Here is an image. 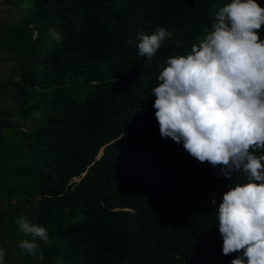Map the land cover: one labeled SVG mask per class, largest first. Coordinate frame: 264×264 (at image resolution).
Returning a JSON list of instances; mask_svg holds the SVG:
<instances>
[{"label": "trees", "instance_id": "trees-1", "mask_svg": "<svg viewBox=\"0 0 264 264\" xmlns=\"http://www.w3.org/2000/svg\"><path fill=\"white\" fill-rule=\"evenodd\" d=\"M4 3L19 18L0 25V63L15 65L0 92V220L27 215L49 235L35 255L18 243L24 264H231L242 253L223 254L216 210L247 178L217 177L162 137L152 95L158 65L187 55L231 0ZM158 26L173 35L148 62L137 33Z\"/></svg>", "mask_w": 264, "mask_h": 264}, {"label": "clouds", "instance_id": "clouds-1", "mask_svg": "<svg viewBox=\"0 0 264 264\" xmlns=\"http://www.w3.org/2000/svg\"><path fill=\"white\" fill-rule=\"evenodd\" d=\"M264 7L257 0H231L215 12L212 31L187 55L171 56L158 65L153 107L160 134L199 162L219 166L232 179L242 170L246 183L223 194L216 215L223 254L242 253L231 264H264ZM51 35L63 37L56 29ZM173 33L158 26L149 35L137 33L138 53L151 62ZM132 43V41H128ZM213 204L216 200L213 197ZM15 224L30 239L19 242L35 255L39 241L49 242L47 228L21 215ZM0 247V264H5Z\"/></svg>", "mask_w": 264, "mask_h": 264}, {"label": "rangeland", "instance_id": "rangeland-1", "mask_svg": "<svg viewBox=\"0 0 264 264\" xmlns=\"http://www.w3.org/2000/svg\"><path fill=\"white\" fill-rule=\"evenodd\" d=\"M17 2L19 5L17 9L21 10L24 14L28 13L32 8V0H17ZM9 6L10 5L4 3V0H0V25L2 21L9 18V21H6V24L7 26H11L12 19H10V17L15 18V20L19 18V11ZM14 66V63L10 61L0 63V92L3 90L1 87V82H3L2 80H8L12 77ZM7 135H9V133ZM10 137L13 138V142H20L19 136H12V129ZM16 197L17 196L14 197L13 202H15ZM9 214L10 212L6 214L3 221L0 220V247L4 248L6 252L5 264H24L23 258H21L18 254L17 248L18 243L23 239L20 237V233L16 235L19 229L16 224H11ZM27 239H29V237H27Z\"/></svg>", "mask_w": 264, "mask_h": 264}, {"label": "crops", "instance_id": "crops-1", "mask_svg": "<svg viewBox=\"0 0 264 264\" xmlns=\"http://www.w3.org/2000/svg\"><path fill=\"white\" fill-rule=\"evenodd\" d=\"M8 94H9V93H6V94H4V95H8ZM3 100H4V103H5V102H6V101H5V100H6L5 97H4ZM7 102H9V104H10V99H9V101H7Z\"/></svg>", "mask_w": 264, "mask_h": 264}]
</instances>
